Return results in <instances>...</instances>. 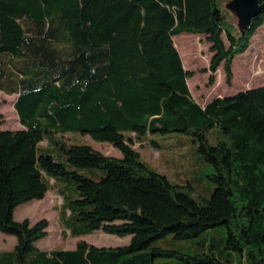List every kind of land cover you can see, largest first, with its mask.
Masks as SVG:
<instances>
[{
	"label": "trees",
	"instance_id": "obj_1",
	"mask_svg": "<svg viewBox=\"0 0 264 264\" xmlns=\"http://www.w3.org/2000/svg\"><path fill=\"white\" fill-rule=\"evenodd\" d=\"M225 1L235 0H0V91L17 95L23 127L0 121V232L16 237L0 264H155L175 254L156 246L167 234L204 238V251L180 253L181 264H264V85L202 107L187 83L195 71L173 40L206 36L210 84L222 66L231 85L235 59L264 25V0L240 29ZM174 132L211 167L209 198L170 182L133 148L148 134ZM52 188L71 237L100 230L130 243L39 248L48 220L17 222L14 210Z\"/></svg>",
	"mask_w": 264,
	"mask_h": 264
},
{
	"label": "rangeland",
	"instance_id": "obj_2",
	"mask_svg": "<svg viewBox=\"0 0 264 264\" xmlns=\"http://www.w3.org/2000/svg\"><path fill=\"white\" fill-rule=\"evenodd\" d=\"M223 6L229 21L236 29H240L245 23V18L240 14V8L231 1H225ZM173 40L185 68L195 71V75L188 78L187 83L193 98L201 106L206 105L216 96L233 95L239 91L264 85V25L253 38L250 49L235 59L231 85L227 84L222 66L214 74L215 82L210 84L208 69L212 54L209 51L210 44L206 41V36L184 33L173 37ZM203 69L206 71H202ZM16 99L17 95H7L0 91L2 129L23 128L14 108ZM65 136L70 142L88 145L102 154L115 158L123 156L121 151L110 143L94 140L88 134L68 133ZM152 141L157 142L160 147L154 148ZM133 148L140 153L143 162L151 169L165 175L170 182L181 186L191 183L194 196L209 198L210 189H213L212 185L214 187L207 177L211 167L201 159L195 145L187 135L175 132L167 135L148 134L133 145ZM61 209L62 198L52 188L43 199L18 205L14 210V220L21 222L28 219L31 223L41 219L48 220L49 234L45 239L38 241V247L46 250L74 249L80 240L98 247H118L130 243V236L120 237L100 230L81 238H73L62 223ZM213 235L214 232L210 236ZM15 244V236L0 232V251L12 250ZM156 246L174 251L175 254L171 257L156 258L155 264H181L182 261L178 258L180 253L192 254L204 251V238L176 241L172 234H167L157 242Z\"/></svg>",
	"mask_w": 264,
	"mask_h": 264
},
{
	"label": "water",
	"instance_id": "obj_3",
	"mask_svg": "<svg viewBox=\"0 0 264 264\" xmlns=\"http://www.w3.org/2000/svg\"><path fill=\"white\" fill-rule=\"evenodd\" d=\"M234 2L240 8V14L245 18V22L257 13L258 3L256 0H235Z\"/></svg>",
	"mask_w": 264,
	"mask_h": 264
},
{
	"label": "crops",
	"instance_id": "obj_4",
	"mask_svg": "<svg viewBox=\"0 0 264 264\" xmlns=\"http://www.w3.org/2000/svg\"><path fill=\"white\" fill-rule=\"evenodd\" d=\"M184 65V64H183ZM184 68H185V66H184ZM186 69V68H185ZM187 70V69H186ZM208 103V102H207ZM202 107H205V105L204 106H202Z\"/></svg>",
	"mask_w": 264,
	"mask_h": 264
}]
</instances>
